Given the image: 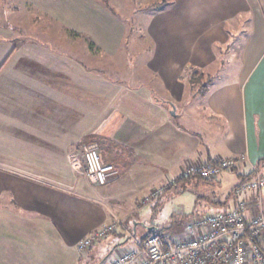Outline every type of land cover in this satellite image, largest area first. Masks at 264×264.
Listing matches in <instances>:
<instances>
[{
  "label": "crops",
  "instance_id": "crops-1",
  "mask_svg": "<svg viewBox=\"0 0 264 264\" xmlns=\"http://www.w3.org/2000/svg\"><path fill=\"white\" fill-rule=\"evenodd\" d=\"M31 1L42 13L55 5L60 14L61 9L62 14L72 10L65 6L68 0ZM84 4L113 16L123 39L121 17L101 0ZM150 18L147 35L153 58L145 64L164 80L171 98L158 97L141 83L129 86L100 78L64 57V52L33 48L31 55L39 58L31 59L15 46L18 60L10 59V65L0 52V81L9 83L2 88L10 95L1 97L0 103L23 100L18 97L27 101L20 118L0 113V264H110L115 254L134 250L148 236L160 233L141 225L137 212H118L127 209L126 201L138 204L137 193L147 191L155 197L178 180L194 178H182L185 168L239 155L245 163L235 173L242 182L254 168L264 174V0H166ZM12 33L0 9V40L14 44ZM237 36L241 45L233 77L206 82L210 78L205 70L214 72L213 47L234 44ZM31 64L35 65L30 70L23 66ZM196 72L204 75V85L188 79ZM29 81L37 88L29 89ZM17 85L21 92L15 91ZM87 85L92 86L88 93ZM198 86L202 91H195ZM10 112L15 115L13 109ZM83 143L100 146L118 170L103 187L82 177ZM136 165H153L158 174L142 191L136 187L130 197L124 196L116 185ZM162 177L165 185L152 188ZM260 194L264 196V188ZM228 201L210 203L220 202L222 211L226 206L221 203ZM114 217L124 220V227L94 244L96 256L94 245L78 254L77 243ZM176 241L166 237L165 244Z\"/></svg>",
  "mask_w": 264,
  "mask_h": 264
},
{
  "label": "rangeland",
  "instance_id": "rangeland-1",
  "mask_svg": "<svg viewBox=\"0 0 264 264\" xmlns=\"http://www.w3.org/2000/svg\"><path fill=\"white\" fill-rule=\"evenodd\" d=\"M36 1L38 3H47V0ZM84 1L85 0H68L65 6L69 8L72 7V10L64 9V13L62 14L63 9H61L60 14L58 7H56L57 5L52 7L51 10L47 11L46 9L42 13L37 8V4L34 5L31 0H2L0 7L1 13L7 25L12 29L13 37L16 36L15 38L17 39L14 41V44L7 40L5 43L0 40V48H4L3 50L0 49V52H2L3 58L8 56V65L12 64L10 59L18 60V58H15V46H17V49H20L25 56L27 55L26 53L31 55V50L33 48L38 50L46 49L52 53L64 52V57L74 60L77 64H80L84 71L94 72L95 75H98L100 78H110L114 82L127 83L129 86L141 83L150 88L151 93H155L158 97L165 96L171 98L164 80L159 74H156L152 68H148L145 64L153 58L151 49L149 50L148 48L151 45V40L147 35V28L151 22L150 17L158 10L161 3H164L166 0H101L110 10L112 9L111 11L113 13H116L118 17L123 19V21L120 19L123 23L122 40L119 39L120 33H122L121 27L119 26L120 23L111 15H105L91 8V6H85ZM167 1L169 3V0ZM73 5L77 8L75 13ZM149 6L153 8H149ZM71 12L73 14H71ZM59 16H61V23L58 21L60 18ZM67 23H73V26H69ZM69 27L87 32L88 35L85 33L83 34L87 38L93 40L94 43L96 42L95 44L99 47L91 41V50H89L84 38L85 36L69 29ZM240 38V36H237L231 41V43L234 44L229 46V43H227L225 45L213 47L216 62L213 63L210 69L214 72L208 74L209 69L207 68L205 70L207 78H210L209 80L205 79L206 82L210 81L214 83L229 80L233 77L237 70L236 53H238L241 45L239 42ZM34 54L35 51L33 55ZM18 56L23 55L20 54ZM36 58H39V56H32L31 59ZM35 61L37 60H33V63H35ZM33 65L35 64L23 66L30 70ZM205 81L201 80L197 82L199 85H204ZM18 82L19 85H25L22 80ZM183 82L184 81H182V83ZM4 85H9V83H5L4 80L2 82L0 81V100H2L1 97H10L6 88H2L6 87ZM27 87L29 89H35L37 88V83L29 81ZM91 88V85L85 87L87 93ZM15 91L21 92L22 89L17 85ZM100 91L101 89H99V92ZM195 91L200 92L202 88L198 86ZM12 97L15 96L12 95ZM18 98H23V100H15L16 104L14 102L12 104H6L9 100L8 98L5 103H0V108H2V112L0 113L11 114V116H18V118L24 116L22 114H25L24 111L26 110L27 101L24 97ZM98 105L99 102L96 107H98ZM17 108L21 110L18 111ZM10 109H13L15 115H12ZM24 128L25 127L21 128V131H24ZM5 143L3 142V147ZM7 145H9V143H7ZM83 146L95 147L98 149L104 161L108 162L111 160L102 155L104 151L100 146L85 145L84 143ZM81 148L82 146L79 148L80 153L82 152ZM111 157L114 159V156ZM113 166L115 167V165ZM115 170L118 173L116 167ZM162 172L164 173V171ZM157 174L158 169L154 168L153 165H149L146 168H141L139 165H136L132 170L128 169L126 171L116 187L122 191L124 196L130 197L133 188L141 187L140 191H142L146 185H149L146 181ZM175 177L174 175L170 178L174 179ZM240 178L241 176H239L238 172H224L220 175V179L217 182L206 183L195 177L185 179L182 182L178 180L175 185L169 186L155 197L149 196L147 191L143 194L137 193L135 196L137 200L139 199L138 204H135L134 201H126L127 209L121 207L118 212L121 214H126L127 210L131 213L137 212L136 218L141 225L145 224L148 227L153 226V229L155 227L156 231H160V233L155 232V235L161 236L164 240L166 237L168 240L175 239L177 243L195 234V231H191V229L189 230L191 232L186 230L185 225L187 223L191 224L193 219L200 218L206 213L221 211L222 208L220 209L218 204H212L210 202L212 200L226 201L233 192L234 187L242 182L243 179ZM164 180V177H162L161 182H156L152 188L157 187L158 189L161 185H165ZM156 194H158V192H156ZM143 197L145 198L143 199ZM97 200V202L103 205L105 204V201L100 199V197H98ZM228 204L231 205L230 202H225L223 206ZM225 208L228 209L230 207L226 206ZM121 222L122 227H124V220H121ZM94 246L92 256H96L97 253L96 248L98 245ZM91 249L92 248H90V250Z\"/></svg>",
  "mask_w": 264,
  "mask_h": 264
},
{
  "label": "built area",
  "instance_id": "built-area-1",
  "mask_svg": "<svg viewBox=\"0 0 264 264\" xmlns=\"http://www.w3.org/2000/svg\"><path fill=\"white\" fill-rule=\"evenodd\" d=\"M81 149L82 177L86 182L104 186L117 175L115 167L103 161L97 148ZM244 163V156L224 158L216 164L191 165L182 175L215 180L223 172L240 169ZM263 188L264 174L254 168L252 176L236 186L237 203L233 207L207 213L185 225L186 230L195 231L193 236L167 245L159 235L148 236L136 249L115 254L110 264H264V196L260 194ZM248 195L252 196L250 201ZM118 228H122V222L117 218L105 223L77 243V253H87L97 241Z\"/></svg>",
  "mask_w": 264,
  "mask_h": 264
},
{
  "label": "trees",
  "instance_id": "trees-1",
  "mask_svg": "<svg viewBox=\"0 0 264 264\" xmlns=\"http://www.w3.org/2000/svg\"><path fill=\"white\" fill-rule=\"evenodd\" d=\"M84 38H85V41L87 42L88 49L91 50L90 47H91L92 42H91L88 38H86V37H84ZM203 78H204V75L201 74V73H197V72H196V73H191V74L189 75V77H188V79H189L190 81H196V82H197V81H201V80H203ZM197 83H198V82H197ZM202 87H203V86H202ZM202 87H201V88H202ZM103 161H104V160H103ZM104 162H106V161H104ZM217 162H218V161H217ZM217 162H216V163H217ZM216 163H215V164H216ZM210 164H213V163H210ZM256 169H257V168H256ZM236 170H237V169L231 171L230 173H235ZM238 170H239V169H238ZM223 173H224V172H223ZM252 174H253V170L251 171L250 176H252ZM191 176L195 177V175H191ZM250 176H249V178H250ZM198 177H199V176H198ZM218 177H219V176H218ZM218 177H217V178H218ZM182 178L185 179V178H189V177H188V176H183ZM217 178H216L215 180H217ZM199 179L202 180V181H204V182H206V183H211L212 181H215V180H205V179H202V178H200V177H199ZM235 188H236V187H235ZM235 188L233 189V192H232V194H231V195H232V196H231L232 199H231V200L227 199V201L229 200L228 202H230V204H231L230 206H231V207H233V206L237 203L236 195H235V193H234V192H235ZM261 190H262V189H261ZM246 198H247L248 201H250V199L252 198V196H251V198H250V196L248 195V196H246ZM224 203H225V202H224ZM224 203L222 202L221 205H224ZM218 205H220V202H219ZM226 206H229V204L226 205ZM223 211H226V209H225V210H222V211H218V212H223ZM209 213H211V212H209ZM206 214H207V213H206Z\"/></svg>",
  "mask_w": 264,
  "mask_h": 264
}]
</instances>
